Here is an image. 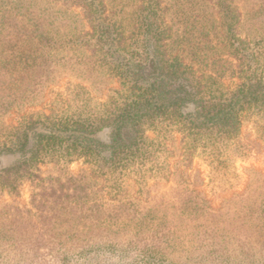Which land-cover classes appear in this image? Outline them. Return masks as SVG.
Masks as SVG:
<instances>
[{"label": "trees", "instance_id": "trees-1", "mask_svg": "<svg viewBox=\"0 0 264 264\" xmlns=\"http://www.w3.org/2000/svg\"><path fill=\"white\" fill-rule=\"evenodd\" d=\"M217 1L223 13L220 31L213 39L220 40L216 35L220 33L227 43L233 40L229 53L238 61L240 74L238 82L225 92L213 75L206 76L205 83L184 55L170 50L171 31L165 29L159 1L149 0L142 27L130 38L110 21L103 0H63L69 9L82 11L81 33L76 39L71 37L80 45L78 76L92 89L106 85L105 78L113 79L118 88L100 103L94 102L92 89L76 84L67 89L65 98L58 93L46 113L29 109L57 78L61 63L56 54L66 45L68 35L62 34L57 17L52 19L46 9L35 5L38 0H0V194L20 196L25 184L39 189L30 202L36 212L27 210L30 218L26 221L35 216L36 221H44L49 233L62 226L67 239L82 253L100 249L105 244H92L85 238L101 227L100 221L142 225L154 218V214H144L142 195L148 193L147 180L157 176L168 180L174 174L171 159L177 155L176 134L181 135L182 157L176 164H187L189 170L199 153L214 169L225 171L233 155L230 147L241 135L245 116L257 118L264 129V8L262 15L254 17L261 33L254 48L252 40L239 38V9L236 17L229 5ZM208 49L212 64H216V48ZM9 115L16 116L15 123L5 122ZM5 158H11V163L4 165ZM80 160L87 165V172L70 175L68 165ZM46 164L59 167L62 174L46 180L41 172ZM131 184L138 187L136 197L130 192ZM123 197L127 202L120 206ZM253 197L250 203L242 198L238 219L242 222L236 227L240 239L233 244L219 238L212 241L217 251L252 264L256 256L264 260V193L256 192ZM197 198L190 192L181 202L186 209H194ZM120 207L125 210L115 211ZM206 215L212 220L207 229L213 235L230 230L229 225H219L214 215ZM20 221L22 216L15 219L16 233L18 224L25 229L26 222ZM166 236L133 238L128 245L150 258L144 262H150L165 256ZM26 238L21 232L17 237L22 242ZM28 240L34 251L41 239ZM171 242L168 237L169 246ZM33 251L19 256L20 264H44ZM57 259L66 264V258Z\"/></svg>", "mask_w": 264, "mask_h": 264}, {"label": "rangeland", "instance_id": "rangeland-1", "mask_svg": "<svg viewBox=\"0 0 264 264\" xmlns=\"http://www.w3.org/2000/svg\"><path fill=\"white\" fill-rule=\"evenodd\" d=\"M107 5L108 17L112 23L121 26L127 37H132L139 33L143 20L148 14L149 0H103ZM161 7V15L164 20L167 33L171 31L168 39L170 50L185 56L186 61L192 65L197 77L203 76L206 83V76L213 75L222 91H227L233 84L237 83L236 76L239 74L238 61L233 58L232 47L224 41L223 34H216L220 40H214L213 35L220 31V16L222 7L217 0H156ZM225 5H229L233 14L238 15L239 9L242 21L238 26V35L241 39H250L252 47H257L259 41L260 24L256 23L254 17L262 15L264 0H221ZM35 5L38 8L47 10L52 19L58 18L61 32L68 35L66 45L60 48L56 58L60 61L59 72L53 84L41 91L39 98L33 103L29 110L35 112H46L50 104L55 101L57 94L62 93L63 98L67 95L69 87L82 84L92 89L87 80H83L80 74V65L77 64L78 51L80 45L71 39H76V35L81 33L82 11L79 8L69 9L63 4V0H38ZM36 8V9H38ZM3 11V10H2ZM223 13V12H222ZM239 19V18H238ZM211 33V37L206 34ZM215 37V35H214ZM129 38V41H130ZM216 38V37H215ZM74 45L73 48H70ZM209 47L216 48V64L210 59L212 53ZM231 49H230V48ZM234 76V77H233ZM106 85L97 89H92L91 96L94 102L103 103L112 93V89H117L118 84L113 79L105 78ZM217 87V86H214ZM16 116L9 115L5 122L15 123ZM264 129L262 122L251 114H247L243 121L241 135L236 144L230 147L233 155L227 164V169L216 170L206 156L197 154L190 163V169H186L187 164H176L181 160V135L176 134L177 143L175 145L176 156L171 159L172 172L174 174L167 180L159 176L147 180V186L142 195L141 206L145 207L144 214H154V218L144 220L142 225L128 221H100V228L92 234L85 235L93 244L99 241L100 245L105 244L100 249L91 248L88 252L76 246L75 242L67 239L65 228L57 225L52 233L45 231L44 221H26L30 218L27 210H36L31 205L32 194L39 189H35L29 184L21 187L20 196L12 197L9 194H0V264H20L22 260L19 256L33 251L28 245V239H41L36 244L40 262L44 264H61L57 257L66 258V264H252L245 261L243 257H236L231 253L217 251L212 245L215 238L235 243L240 239L238 221L241 215V207L244 205L242 198L252 202L254 193H264ZM105 138V136H104ZM11 158H5L3 164L11 163ZM87 165L83 160L76 161L67 167L70 175L87 172ZM41 172L46 180L56 178L62 174L59 167L53 164L41 166ZM186 182L190 183L186 185ZM101 183V182H100ZM48 184V182L46 183ZM132 187L130 192L133 197L139 195L138 187ZM137 191V192H136ZM143 192H145L142 189ZM190 192L197 195L193 208H185L181 199L190 196ZM243 195V197H241ZM195 197V195H192ZM262 197V196H261ZM121 205L127 202V198H120ZM145 200L147 202H145ZM207 202V204H206ZM198 203V204H196ZM183 205V206H182ZM207 206V208H206ZM121 208V207H120ZM116 209L122 211L125 209ZM110 210L108 209L106 213ZM214 215L215 220L221 226H228L221 232L213 235L207 227L212 224V220L207 219V215ZM24 223L19 226L17 233L13 228L15 219ZM35 225L36 228L29 226ZM26 225H28L26 227ZM163 225V226H162ZM165 227V228H163ZM167 227V228H166ZM168 227L171 230H168ZM164 229L162 233L158 231ZM23 233L26 235L24 242L17 237ZM42 234V235H41ZM165 237L166 244L163 248L165 256L150 259L139 254L135 248L128 245L130 239H144L146 237ZM40 235V237H39ZM168 237L172 240L171 246L168 244ZM55 241V244L47 241ZM68 242L66 247H62L63 242ZM206 241L209 243L206 244ZM73 243V244H72ZM76 246V247H75ZM236 248V245H232ZM64 253V255H63ZM254 264H264V260L259 256L255 257Z\"/></svg>", "mask_w": 264, "mask_h": 264}]
</instances>
